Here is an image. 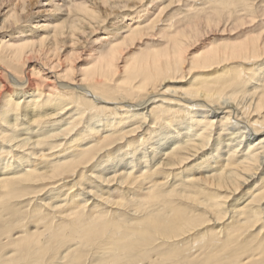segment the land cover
<instances>
[{
	"label": "bare ground",
	"instance_id": "bare-ground-1",
	"mask_svg": "<svg viewBox=\"0 0 264 264\" xmlns=\"http://www.w3.org/2000/svg\"><path fill=\"white\" fill-rule=\"evenodd\" d=\"M0 264H264V0H0Z\"/></svg>",
	"mask_w": 264,
	"mask_h": 264
}]
</instances>
